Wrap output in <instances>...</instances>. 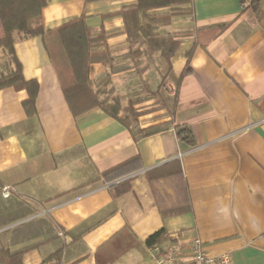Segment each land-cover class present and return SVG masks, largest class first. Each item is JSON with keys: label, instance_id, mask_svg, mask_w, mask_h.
<instances>
[{"label": "crops", "instance_id": "1", "mask_svg": "<svg viewBox=\"0 0 264 264\" xmlns=\"http://www.w3.org/2000/svg\"><path fill=\"white\" fill-rule=\"evenodd\" d=\"M252 1L193 0V14L159 28L180 42L169 68L159 52L133 55L144 38L131 49L121 12L138 0H47L45 29L84 16L105 31L109 56L93 60L90 78L111 71L110 87L141 114L130 126L101 107L75 116L42 38H18L23 76L39 91L29 114L25 89H0V249L22 252L24 264H156L146 242L165 228L181 246L199 236L233 264H264V0L256 11ZM180 125L194 146L177 139ZM137 156L131 189L115 198L118 181L102 174ZM174 159L192 211L163 218L146 171Z\"/></svg>", "mask_w": 264, "mask_h": 264}, {"label": "trees", "instance_id": "2", "mask_svg": "<svg viewBox=\"0 0 264 264\" xmlns=\"http://www.w3.org/2000/svg\"><path fill=\"white\" fill-rule=\"evenodd\" d=\"M242 2L244 3V0ZM46 4L47 0H0V48L8 52L11 65L8 72L0 73V89L7 87L25 89L28 92V99L23 105L29 114L36 112L39 83L35 79L26 80L23 76L14 44L18 38L40 36L75 116L101 107L127 126L136 123L141 114L135 108L136 101L123 103L125 96L117 94L114 88L110 87L111 71L96 83L90 78L93 60L109 56L105 31L100 29L95 33V30L86 24L84 16L47 30L42 18V9ZM258 6L259 0H253L254 11ZM157 9L164 11L157 12ZM121 14L131 49L144 38V45L136 49L133 55L138 58L141 55L153 56L159 52L170 68L171 57L178 50L180 42L171 34H160L159 28L169 26L177 16L193 14V0H138L136 5L123 9ZM224 29L225 27H218L216 32L220 33ZM194 49L195 46L187 52L183 76L192 71L191 58ZM105 63L110 67V58ZM152 94L157 95L158 90ZM123 111L126 115L121 118L120 114ZM158 131L159 127H151L140 133L141 136H148ZM176 136L181 143L195 145L193 132L187 125L178 126ZM139 161L140 158L137 156L102 174L109 183L118 181L110 186L115 198L131 189L132 177L128 176L140 170ZM146 174L163 218L192 211L187 181L178 159L148 170ZM168 180H171L169 187L173 190V195L166 192L165 184ZM168 242L175 243V240L169 238L166 229L163 228L151 235L146 243L149 247L160 246L163 249ZM0 264H24L22 252H11L1 248Z\"/></svg>", "mask_w": 264, "mask_h": 264}, {"label": "built area", "instance_id": "3", "mask_svg": "<svg viewBox=\"0 0 264 264\" xmlns=\"http://www.w3.org/2000/svg\"><path fill=\"white\" fill-rule=\"evenodd\" d=\"M11 193L10 186L3 187L2 194L5 198ZM153 248L158 255L156 264H233L229 252L210 253L199 236L193 237L186 247L168 243L163 249L160 246Z\"/></svg>", "mask_w": 264, "mask_h": 264}, {"label": "rangeland", "instance_id": "4", "mask_svg": "<svg viewBox=\"0 0 264 264\" xmlns=\"http://www.w3.org/2000/svg\"><path fill=\"white\" fill-rule=\"evenodd\" d=\"M191 14H187L190 16ZM184 16V15H183ZM9 54L5 49L0 48V73L8 72L10 70Z\"/></svg>", "mask_w": 264, "mask_h": 264}]
</instances>
